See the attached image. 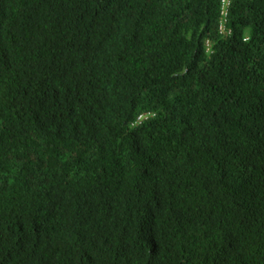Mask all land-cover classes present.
<instances>
[{
    "label": "trees",
    "instance_id": "obj_1",
    "mask_svg": "<svg viewBox=\"0 0 264 264\" xmlns=\"http://www.w3.org/2000/svg\"><path fill=\"white\" fill-rule=\"evenodd\" d=\"M221 1L0 0V264H264V0Z\"/></svg>",
    "mask_w": 264,
    "mask_h": 264
},
{
    "label": "built area",
    "instance_id": "obj_2",
    "mask_svg": "<svg viewBox=\"0 0 264 264\" xmlns=\"http://www.w3.org/2000/svg\"><path fill=\"white\" fill-rule=\"evenodd\" d=\"M232 1L233 0H222L221 1L220 30L222 32H225L227 30V22H228V17H229V12H230ZM228 32H230V30ZM208 50H210V48H208ZM139 120L141 121L142 118H139Z\"/></svg>",
    "mask_w": 264,
    "mask_h": 264
}]
</instances>
